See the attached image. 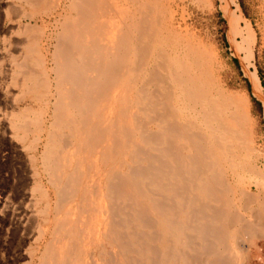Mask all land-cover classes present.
I'll return each mask as SVG.
<instances>
[{
    "label": "rangeland",
    "instance_id": "374dc122",
    "mask_svg": "<svg viewBox=\"0 0 264 264\" xmlns=\"http://www.w3.org/2000/svg\"><path fill=\"white\" fill-rule=\"evenodd\" d=\"M155 2L159 7L157 17L161 23L173 28L171 29L174 30L171 33L173 36L177 32L182 38L180 43H178L179 41L171 42L172 67L169 68L170 71H174L176 68V65L173 64L174 52L181 48L188 50L189 56L193 59L192 63L196 67H200L198 68L200 76H196L197 73H195L193 77H198L206 82V86L200 93V97L203 98L201 100L203 106L206 107L205 104H207L213 111L220 113V118L223 121L225 119L229 123L223 132L220 146L216 148L217 155L204 157L203 168V176L207 178L208 185L211 186L210 178L214 177L219 180L211 186L216 189V193L208 197L204 195V202H208L207 205L204 204V210L205 216L217 219L216 224H219L220 236L217 238L214 235L212 240L200 237L198 229L195 227L199 222L194 221L192 210V206L196 210L199 206L195 203L190 205L188 198L185 202L181 197H173L172 190L163 191L166 198L162 197V199L170 213H173L176 230L166 233L161 228L160 217L153 209L152 202L147 200L143 204L137 196L134 172L138 171L139 173L147 170L149 167L147 155L158 156L161 153L151 148L148 144L149 140L145 141L146 136L153 133L159 134V132H155L157 130L156 123L152 121L154 114L148 109L146 99L141 98V92L144 83L148 82L147 80L150 78L153 85L160 88L161 80L159 78L162 76L152 78L151 74L145 72V65L138 62L140 52L136 47L135 33L133 49L130 50L127 43H123L120 47V53L125 60L122 58V65H119L118 69L115 68L118 71H114L115 75L111 78V86L106 88L111 91L110 99L106 93L105 100L95 104V115L91 116V122L88 124L91 126L88 129V125L82 123V120L76 127L79 134L88 132L87 138L94 144L95 149L90 152L80 146L77 155L74 154V159L72 158L70 170L73 172L78 169L85 180L90 175L96 186L97 197H100V192L104 190V184L107 188L109 182H116L118 186L128 182L126 184H130V197H126L124 208L118 211L119 214L108 219L110 227L103 244H101L102 240H99V245L96 246L95 243L93 244L95 239L85 246L78 239L71 244V241L65 237V244L63 243L62 246L63 249L65 248L62 249L64 262L65 264H205V256L208 251L209 261L211 259V264H213L214 258L210 256L215 253H212V250L219 246L218 256L222 258L223 246L228 245L229 250L224 254L223 264H264V0H155ZM10 9L13 12L9 11ZM68 9V3L64 0H44L34 7H29L24 0H0V76L6 73L9 79L15 74L14 59L20 57L25 44L32 40L31 34L27 31L30 27L40 30L43 35L48 37V40H45L43 44L39 43L38 48L42 55H47V67L50 69L57 62L55 58H57L59 46L56 36L63 31L61 19L67 14ZM29 15L32 16V19L28 18ZM125 30L123 27L122 31L125 32ZM52 36L54 37L51 40ZM15 43L19 44L17 48L14 47ZM189 48L193 50L189 51ZM156 61L160 63L163 59L159 57ZM161 72L166 73L165 71ZM100 73L98 71L96 75ZM252 77L256 78L259 84V95L257 96L254 95L251 88ZM24 89L27 90L21 85L14 86L13 91L15 92L12 91L9 95L2 97L3 103L0 102V116L8 111L16 113L10 122H4L2 116L0 117V264H44L48 255L57 256L58 254L52 236L55 205L52 192L54 190L48 176L42 170L43 165L39 158L46 145V128L39 133L41 126L31 122L27 126L28 129L26 127V132L25 127L19 129V126H15L14 123L17 121L15 116L19 113L40 111L39 104L33 98V94L24 91ZM150 91L152 89L147 93ZM8 105H13L11 111ZM98 116L100 119H97ZM120 116L121 144L116 146V120ZM164 122L169 123L170 117L165 116ZM197 127L201 132L207 130L205 134L211 137L208 125L200 123ZM199 130L188 129L184 131L183 135H187V139H194L189 143L195 145ZM36 138L37 140H35ZM175 138L177 148L185 146L186 151L189 150L185 145L186 141L182 140L183 137L181 138L180 134H176ZM32 140H35V143ZM103 141L106 147L98 148V145ZM75 146V143L72 144L68 148V152L72 153ZM16 150L18 151L16 152ZM185 154L190 163L192 162L187 165L189 170L198 171L201 169L195 164L197 161L193 154L190 155L189 152ZM169 156L168 159H172L174 153L169 152ZM104 157H106L107 165L104 163ZM197 160L202 161L203 157L201 156ZM12 162H19L21 168L18 169V165H12ZM206 167L208 168L206 169ZM181 169L183 168L177 167V170H180L182 174ZM16 170H20L21 179L23 178L22 181H24L23 192L26 190L22 198L13 194L14 191L10 188L15 180L13 176ZM23 176L28 178L25 179ZM183 176L187 178L186 175ZM183 176H181L178 185H182L184 190V188L187 189L190 181L184 180ZM157 178V191L161 192L160 188L165 184L161 180L160 174H157ZM150 182H153L151 178L145 180L144 184ZM81 189L75 196L76 199H70L75 202L73 204L75 210L78 209L76 205L82 197L84 189ZM119 192H123V190ZM114 193L116 194L115 191ZM28 197L33 200L30 206L33 207L35 216L32 218L28 215L24 218L21 216L18 231L9 245L5 241L11 238L12 230H17L14 229V225H11L12 214L14 216L13 208L18 206L19 201H21L22 210L29 208V203L26 201ZM105 197L109 201L108 196ZM64 205H67L66 201ZM106 205L110 207L113 204L107 202ZM217 208L220 211H216ZM115 210H118L116 205L113 206V212H116ZM196 214L199 213L196 212ZM67 217H72V215ZM72 218L75 219L74 223L78 227L80 225L78 223L79 214H74ZM206 224L205 221L204 225ZM28 227L30 236L23 235L22 242L19 243L16 236L25 233ZM58 236L62 237L61 234ZM229 240L233 241V244ZM207 242L208 244L211 242L209 245L211 248L206 247ZM216 243L219 245H215ZM7 248L9 249L7 250ZM116 258L121 263L119 260L115 262ZM221 258L219 257L220 260Z\"/></svg>",
    "mask_w": 264,
    "mask_h": 264
},
{
    "label": "bare ground",
    "instance_id": "6f19581e",
    "mask_svg": "<svg viewBox=\"0 0 264 264\" xmlns=\"http://www.w3.org/2000/svg\"><path fill=\"white\" fill-rule=\"evenodd\" d=\"M42 1L44 0H24L25 4L29 7H34V5L37 6ZM64 1L68 3L69 9L67 14L61 19L63 31L56 36L59 46L57 49V58H55V60L57 59V62L54 65L52 64L53 66L48 69L47 55H42L38 48L39 43L41 42L43 44L45 40H48V37L43 35V32L40 30L30 27L27 31L31 34L32 40L25 44L24 51L20 57L14 59L15 74L9 79L7 78L6 73L0 76V102L3 103V98L14 90V86L21 85L27 88V90L24 89V91H29L33 94V98L40 107V111L38 112L33 110L17 114L15 116L17 121H14L16 124L15 126H19V129L20 127H25V131L27 132L28 124L33 122L35 125L41 126L39 133L46 128V145L43 147V150L41 149L42 152L40 153L39 158L41 159V164L43 165L42 170L45 172L46 176H48L47 178L54 190V192H52L54 195L53 199H55V205L53 208L54 214L52 219V236L58 254L57 256L48 255L44 264H65L64 254L62 253V246L65 241V237L71 241V244L76 239H78L84 246L90 244L93 239H95L93 244L95 243L96 246L99 245V240H102L101 244H103L104 239L108 235L110 227L109 220L111 216L119 214L118 211H121V208H124L125 200L127 199L126 197L129 196L130 184H126L128 182L119 186L116 182H109V184H107V188L106 184H104V190L100 192V197H97V193L95 191L96 186L94 185L93 180H91L92 177L89 175L87 176V180H85V178H83L84 176H82V173L78 169L73 172H70V170L73 162L72 158L74 154L77 155L80 146L90 152H93L95 149L94 144L89 140V138H87L88 132L87 134H79L77 133L79 131H76V127L79 125V121L81 120L86 126L91 122V116L95 115V104L102 102V100L104 101L106 93L108 99H110L111 91L106 90V88L111 86L112 76H114L115 72L118 71L117 69L119 65H122L121 61L123 56L120 53V47L123 43H127L130 50L133 49V39L135 33L136 47L140 52L138 54L140 55V60H138V62L140 61L141 65H145V72L151 74L150 76H152V78L158 77L159 75L162 76V78H159L161 80L160 88L155 87L152 79L150 78L147 80L148 82L144 83V88L141 92V98L146 99L148 109L154 114L152 115V121L153 123H156V128L159 130L155 131L159 132V134L153 133L151 134L152 136H146L145 141L149 140L148 144H150L151 148L159 152L161 151L164 155H168L169 152L174 153V157L172 159H159L160 163L154 159V157L147 155L146 153L149 167H147L146 171L139 173L138 171L134 172L137 183V196L143 204L147 200L152 202L153 209L160 217L159 221L161 222V228L166 233H169L170 231L175 232L176 225L174 224L173 213H170V210L165 205V202L159 199V197L166 198V196L161 195L157 191L156 180L158 178L156 176L152 177L154 171L165 167L172 168L170 173V191H173L172 196L181 197L185 200V202H187L186 198H188L190 205L195 203V205L199 206L197 210L194 206H192V210L194 221L196 220L199 222V224L195 227L198 229L197 231L200 237L204 238L206 236V225H204V195L208 197L210 195L213 196L215 193L214 188L208 185L207 181L204 180V157H215L217 155L216 148L220 146L224 135L223 132L229 123L225 119L223 121V119L220 118V113H216L215 110L213 111L207 104H205L206 107L203 106L201 102L203 98L200 97V93L204 86H206V82L202 81L198 77H193L195 73L198 74H196V76H200L201 73L198 69L200 67H196L192 63L193 59L189 56L188 50L186 51L181 48L174 52L173 64L176 65V68L174 71H170L171 69L169 68L172 67L171 42L174 43L179 41L178 43H180L182 42V38L176 31V35L173 36L171 34L172 31H174L171 30L173 28H170L167 24L161 23L157 17L159 7L157 6L155 0ZM13 9L15 10L16 8L14 7ZM9 11L12 10L10 9ZM28 18L32 19V16L29 15ZM123 27L126 29L125 32L122 31ZM53 37L54 36L51 37V40ZM18 45V43H15L14 47L17 48ZM130 50L128 49V51ZM192 50V48H189V51ZM199 56L201 58V55ZM159 57H162L163 59L160 63L156 61ZM163 57L166 58L164 59ZM194 59L196 61V58ZM165 60H167V62H165ZM116 67L117 69H115ZM140 68L141 67L139 66V70ZM5 69L7 70V68ZM98 71L101 73L96 75ZM161 71H165V75ZM99 80L102 81V84ZM258 86L259 84L257 79L252 77L251 88L256 96L259 95ZM150 89H152V91L147 93ZM11 95L13 96V93ZM8 104H10V102ZM8 108L11 111L13 109V105H8ZM15 114L8 111V113H2L1 116L4 122H10ZM165 116H167V118L170 117L169 123L164 122ZM97 119H100V116H98ZM116 121V146H119V144H121V116L117 118ZM200 123H204L210 127L209 130L212 134L211 137L205 134V131L207 130L201 132L198 129L197 126H199ZM90 126L91 125H88L87 129ZM188 129L199 130L197 132V138L195 139V145L189 143L194 139H187V135H183L184 131ZM176 134H180L181 138H184H182V140L186 141L185 145L189 149L188 151L184 148L185 146L177 148V144L175 143ZM172 137H174V140H172ZM35 140H37V138ZM35 140H32V142L34 141L35 143ZM74 143L76 144L75 149L72 150V153H69L68 148ZM103 143L104 141L98 145V148H104L106 144ZM17 151L18 150H16V152ZM188 152L190 155L193 154L197 161L195 164L201 168L198 173L188 169L187 165L192 164V162L190 163L187 159V155L185 154ZM201 156L203 157V160H197ZM104 158V163L106 164V157ZM156 163L158 165L154 166ZM4 164L6 163L4 162ZM12 165H18V169L21 168L19 166V162H12ZM179 166L183 168L181 170L185 174H181L180 170H177V167ZM207 168L208 167H206V169ZM26 172L28 173V171ZM183 175H186L187 180L190 181L189 186L186 187L187 189L184 188V190L182 185H178V182ZM13 177L15 180L13 181L12 186L10 185V188L11 190L13 189V194L15 193L16 196L19 195L21 196L20 198H22V195L25 194L26 190L23 192L24 181H22L23 178L21 179L20 170H16ZM24 178L27 179L28 177L26 178L25 176ZM150 178L153 182L144 184L145 180H150ZM2 179L4 181V178ZM81 188L84 190L82 191L81 200L79 199L80 201L76 205L78 209L75 210L73 205L75 202L73 201V198L79 194L82 190ZM11 190L10 193L12 194ZM120 190H123V192H119ZM113 194H115V196H113ZM106 195L108 196L109 201H107V197H105ZM26 201L29 203V208L27 209H21V201H19L18 206L16 205L14 208L11 206V208L14 209V216L12 214L13 219L10 217L12 219L11 225H14V229L17 230H12V233L10 232L11 238L8 239V241H5L8 242L9 245L18 231L21 216H23V218L26 215L31 218L35 216L33 207L30 206V204L33 203V200L28 197ZM65 201L67 205H64ZM107 202H109V204L112 203L113 205L107 207ZM7 205L10 206L8 203ZM114 205H116L118 209L117 211L115 210L116 212H113ZM196 212L199 214L197 215ZM76 213L79 214L78 223H80V225H78V227L76 226V223H74L75 219L72 218ZM70 215H72V217H67ZM19 216L20 218H18ZM29 217H27V219H30ZM34 224L35 222L33 225ZM32 228L33 226L31 225V229ZM30 234L31 233L29 232L28 227V229L25 230V233H21L16 236L18 242H22L21 238L23 235L30 236ZM58 234H61L62 237H59ZM8 249L9 248H7V250ZM118 260L119 259L115 262Z\"/></svg>",
    "mask_w": 264,
    "mask_h": 264
},
{
    "label": "crops",
    "instance_id": "0c3cea01",
    "mask_svg": "<svg viewBox=\"0 0 264 264\" xmlns=\"http://www.w3.org/2000/svg\"><path fill=\"white\" fill-rule=\"evenodd\" d=\"M161 152V151H160ZM152 157H154V159H156L159 163H160V161H159V159L160 160H167L168 159V157H170L169 156V153H168V155H164L162 152L157 156H152ZM154 166H156V165H154ZM171 171H172V168H163V169H160V170H157V171H154V174H153V176L152 177H157V174H160V177H161V180L162 181H164V184L165 185H162L163 187H161L160 189H161V192L159 191V193L161 194V195H165L164 193H163V191H166V190H170V181H171V176H170V173H171ZM200 171V169L198 170V171H195L196 173H198ZM183 179L184 180H187V178L185 177V176H183ZM165 180H166V182H167V184H166V182H165ZM204 180L205 181H208L207 180V178H205L204 177ZM210 180H211V186L212 185H214V184H216L219 180H217V179H214V177L213 178H210ZM204 181V182H205ZM208 183V182H207ZM212 188H214V187H212ZM214 190H215V193H216V189L214 188ZM160 200H162L163 201V199H162V197H160ZM204 201V200H203ZM205 205H207L208 204V202H203ZM216 211L218 210V211H220L219 210V208H217V209H215ZM205 221H206V240H212V238L214 237V235H216L217 236V238H219V224H216V221H217V219L216 218H208L207 216H205ZM215 224V225H214ZM208 226V227H207ZM215 232V233H214ZM233 236V235H232ZM209 237H211L210 239H209ZM233 240V239H232ZM229 242H231L232 244H233V241H231V240H229ZM210 244H211V242H210ZM210 244H208V242H207V245H206V247H209V245ZM215 245H219V244H215ZM213 247V246H212ZM209 248H211V246L209 247ZM229 250V247H228V245H225V246H223V257H224V254H225V252L226 251H228ZM219 246H216V248H215V250H212V253H215L214 255H212V256H210V257H212V258H214V263L213 264H223L224 263V261H225V259L222 257L221 258V256H218V253H219ZM219 257L221 258V260L219 259ZM217 259V260H216ZM205 264H211V259H210V261H209V252L207 251L206 252V256H205ZM222 261V263H220ZM217 262V263H216ZM203 264V263H202Z\"/></svg>",
    "mask_w": 264,
    "mask_h": 264
}]
</instances>
